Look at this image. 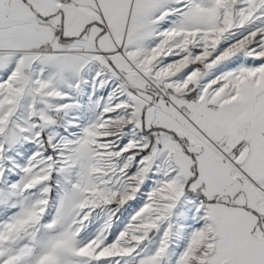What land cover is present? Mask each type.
Returning a JSON list of instances; mask_svg holds the SVG:
<instances>
[{"label":"snow or ice","instance_id":"obj_1","mask_svg":"<svg viewBox=\"0 0 264 264\" xmlns=\"http://www.w3.org/2000/svg\"><path fill=\"white\" fill-rule=\"evenodd\" d=\"M0 264H264V0H0Z\"/></svg>","mask_w":264,"mask_h":264}]
</instances>
